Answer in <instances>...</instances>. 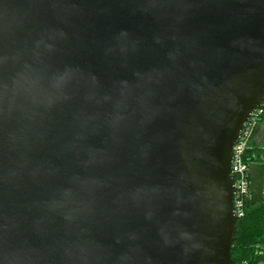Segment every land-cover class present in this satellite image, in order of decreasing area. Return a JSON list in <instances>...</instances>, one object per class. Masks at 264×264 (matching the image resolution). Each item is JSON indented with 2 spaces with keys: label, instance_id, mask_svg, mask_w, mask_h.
Wrapping results in <instances>:
<instances>
[{
  "label": "water",
  "instance_id": "obj_1",
  "mask_svg": "<svg viewBox=\"0 0 264 264\" xmlns=\"http://www.w3.org/2000/svg\"><path fill=\"white\" fill-rule=\"evenodd\" d=\"M263 103L264 0H0V264H234Z\"/></svg>",
  "mask_w": 264,
  "mask_h": 264
},
{
  "label": "trees",
  "instance_id": "obj_2",
  "mask_svg": "<svg viewBox=\"0 0 264 264\" xmlns=\"http://www.w3.org/2000/svg\"><path fill=\"white\" fill-rule=\"evenodd\" d=\"M260 111L261 113L254 117L243 156L248 165L260 164L263 161V148L255 145L252 140L257 123L264 119V105L260 107ZM230 254L234 264H264V214L262 204L251 206L249 201L246 202L244 216L237 219L236 235L231 245Z\"/></svg>",
  "mask_w": 264,
  "mask_h": 264
},
{
  "label": "built area",
  "instance_id": "obj_3",
  "mask_svg": "<svg viewBox=\"0 0 264 264\" xmlns=\"http://www.w3.org/2000/svg\"><path fill=\"white\" fill-rule=\"evenodd\" d=\"M264 105V103L262 104ZM261 113L260 108L252 115L245 124L243 131L232 147L231 156V176L233 178V211L236 219H240L245 214L246 202L249 201V177L247 175L248 164L244 161L243 156L246 149V143L250 136L254 117ZM264 166V161H263ZM262 208L264 214V181H263V198Z\"/></svg>",
  "mask_w": 264,
  "mask_h": 264
},
{
  "label": "crops",
  "instance_id": "obj_4",
  "mask_svg": "<svg viewBox=\"0 0 264 264\" xmlns=\"http://www.w3.org/2000/svg\"><path fill=\"white\" fill-rule=\"evenodd\" d=\"M252 140L255 145L262 147L264 151V119L257 123ZM262 159L264 161V156Z\"/></svg>",
  "mask_w": 264,
  "mask_h": 264
}]
</instances>
